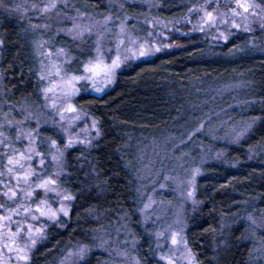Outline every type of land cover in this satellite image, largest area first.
Here are the masks:
<instances>
[{
	"label": "trees",
	"instance_id": "1",
	"mask_svg": "<svg viewBox=\"0 0 264 264\" xmlns=\"http://www.w3.org/2000/svg\"><path fill=\"white\" fill-rule=\"evenodd\" d=\"M70 1L96 17L119 12L147 16L138 4ZM198 2L158 0L156 13L179 19ZM6 8L0 7L2 92L10 106L35 112L31 106L40 109L43 102L41 81L30 60L27 24ZM263 38L261 32H240L213 45L201 33L187 36L172 51L126 66L110 91L77 96L75 105L97 120L101 136L89 149L67 152L61 184L73 196L69 218L48 228L28 264H59L71 250L97 246L104 233L115 231L123 240H134L141 264H164L157 257L153 230L140 213L138 173L144 165L143 149L152 144L169 153L208 119L209 112L213 117L221 110L229 128L246 122L252 130L238 144L194 134L195 143L204 140L205 157L197 180L200 205L188 212L186 238L198 264H264V230L248 220L251 214L264 216ZM56 44L73 51L79 60L84 56L64 36H56ZM81 65L75 64L73 70L79 72ZM242 81L251 84L233 99L223 98L214 109L200 105L217 89ZM79 264H109V255L95 249Z\"/></svg>",
	"mask_w": 264,
	"mask_h": 264
},
{
	"label": "rangeland",
	"instance_id": "2",
	"mask_svg": "<svg viewBox=\"0 0 264 264\" xmlns=\"http://www.w3.org/2000/svg\"><path fill=\"white\" fill-rule=\"evenodd\" d=\"M112 1L119 7L126 3L138 4L145 8L147 16L142 19L119 12L121 15L109 13L96 17L78 9L70 0H0V7L7 6V10L27 24L25 35L31 46L30 60L41 81L43 102L40 109L39 105H34L31 107L35 112L26 113L7 104L0 70V217H11L0 220V264H28L48 228L62 225L69 218L73 196L61 184L66 173V154L76 147L91 148L101 136L97 120L75 105L77 96L110 91L126 66L172 51L180 39L187 36L201 33L213 45L225 43L240 32H261L264 37V3L259 0H199L186 15L175 20L164 19L156 13L158 0ZM52 4L55 7H51ZM208 13L212 16L210 20ZM56 36L68 38L84 56L79 60L73 51L57 45ZM255 38L251 45L255 44ZM1 51L0 39V61ZM117 58L119 67L110 82L105 81L102 74L95 78V87L93 80L73 79L84 77L85 66L90 62L99 64L98 70L102 73L105 66L110 67ZM78 63L82 65L76 72L73 67ZM249 83L228 84L200 105L214 109L217 102L227 97L233 99L235 93L247 89ZM223 113L221 110L210 117L209 112L208 119L200 122L193 133L181 138L169 153L160 152L152 144L143 149L141 162L144 165L138 173L140 213L143 223L153 230L157 257L164 264H198L186 238L188 212L196 211L200 205L197 180L202 174L205 155L204 140L201 138L202 142L195 143L194 134L206 135L212 141L238 144L252 130V124L246 122L229 128L230 121L221 116ZM21 154L25 156L20 161L23 168L8 165L9 158L19 159ZM28 156L31 159H27ZM8 167H12V173L7 171ZM46 180H54L55 184L38 186ZM6 192L9 195H5ZM11 192H15V196H11ZM29 192L31 195H26ZM65 195L71 199H64ZM41 212L46 214L41 215ZM248 220L256 229L264 230V216L251 214ZM119 234L116 231L104 233L97 246H79L67 253L59 264H79L95 249L109 255V264H141L134 240L129 237L123 240ZM174 235L176 244L172 243ZM32 239L36 241L34 246ZM25 253L27 260L18 259Z\"/></svg>",
	"mask_w": 264,
	"mask_h": 264
},
{
	"label": "snow or ice",
	"instance_id": "3",
	"mask_svg": "<svg viewBox=\"0 0 264 264\" xmlns=\"http://www.w3.org/2000/svg\"><path fill=\"white\" fill-rule=\"evenodd\" d=\"M51 7H55V4H52ZM48 9L46 8L45 11H47ZM245 11H247V9L245 8ZM208 18L209 20L212 18L211 16V13H208ZM144 53L142 52L141 55H143ZM119 67V60L118 58L116 60H113L112 62V65L110 67H107L105 66V70L101 73L98 69H99V64H92L91 62L89 63V65H86L85 66V73L86 75L84 77H73V79H86V80H93L94 82V87H95V78L99 75H103V78L105 81H108L110 82L111 81V78L112 76L114 75V72H115V69ZM97 91H102L103 89L102 88H96ZM71 143V142H69ZM62 155V154H61ZM25 159V156L23 154L20 155L19 159H14V158H9L8 159V165H19L21 168H23V164L20 163L21 160ZM27 159H31V156H28ZM54 160H58V157H53ZM41 163H43V161H41ZM7 171L9 173H12L13 169L12 167H8ZM28 174H30V170L28 173H26V175L24 176V179L25 181H27L28 179ZM19 179V178H18ZM48 184H55V181L54 180H46L44 181L43 183H41L40 185H38L39 187H45V185H48ZM5 195H9L8 192L5 193ZM26 195H31V193H26ZM11 196H15V192H11ZM64 199H71L70 196H67L65 195ZM63 210V209H62ZM39 211V209H38ZM41 215H45L46 213L44 212H41L40 213ZM65 215H67V212L65 211L64 212ZM52 216H55V213H51ZM3 219H11V217H0V220H3ZM18 230H19V226H18ZM39 231V230H37ZM31 226L29 225V237L31 238ZM36 243L35 239H32V246H34ZM172 243L173 244H176L177 243V240L175 238V235L173 236V239H172ZM19 252H24V249H19L18 250ZM83 249L81 250V252L83 253ZM18 259H21V260H27L28 259V256L27 254H23V255H20L18 256Z\"/></svg>",
	"mask_w": 264,
	"mask_h": 264
}]
</instances>
